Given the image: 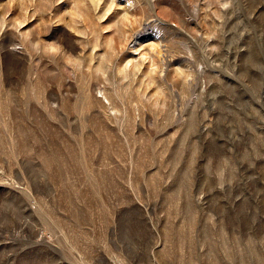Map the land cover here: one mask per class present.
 Instances as JSON below:
<instances>
[{
	"label": "rangeland",
	"instance_id": "rangeland-1",
	"mask_svg": "<svg viewBox=\"0 0 264 264\" xmlns=\"http://www.w3.org/2000/svg\"><path fill=\"white\" fill-rule=\"evenodd\" d=\"M0 264H264V0H0Z\"/></svg>",
	"mask_w": 264,
	"mask_h": 264
},
{
	"label": "bare ground",
	"instance_id": "bare-ground-1",
	"mask_svg": "<svg viewBox=\"0 0 264 264\" xmlns=\"http://www.w3.org/2000/svg\"><path fill=\"white\" fill-rule=\"evenodd\" d=\"M140 35H142V33L140 34ZM140 37H138V39H139Z\"/></svg>",
	"mask_w": 264,
	"mask_h": 264
}]
</instances>
